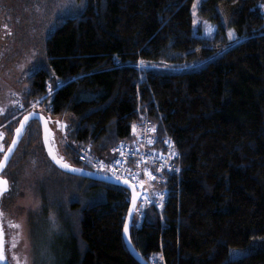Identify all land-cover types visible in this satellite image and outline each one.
<instances>
[{"label": "trees", "instance_id": "1", "mask_svg": "<svg viewBox=\"0 0 264 264\" xmlns=\"http://www.w3.org/2000/svg\"><path fill=\"white\" fill-rule=\"evenodd\" d=\"M194 1L79 0L56 19L45 64L25 80V113L0 131L12 137L37 105L66 120L68 163L94 171L83 155L107 160L149 129V148L174 158L171 169L148 166L163 201L141 200L134 218L142 258L264 264V0H204L212 40L194 33ZM40 134L35 121L25 136ZM65 175L79 190L64 213L62 264H141L124 241L129 190Z\"/></svg>", "mask_w": 264, "mask_h": 264}, {"label": "rangeland", "instance_id": "2", "mask_svg": "<svg viewBox=\"0 0 264 264\" xmlns=\"http://www.w3.org/2000/svg\"><path fill=\"white\" fill-rule=\"evenodd\" d=\"M203 1L195 0L193 3L194 33L212 40L217 35V25L202 16ZM81 6L79 0H13L8 4L0 1V110H3L0 111V124L16 112H21L22 115L25 113H22L25 107L24 83L29 75L45 64L46 38L52 32L58 17L73 13ZM37 109L38 106L35 105L32 111L43 113ZM42 109L45 110V107ZM18 117L12 116L11 123ZM49 119L52 120L51 127L55 135L54 148L68 163L66 148L73 143L71 131L67 129L66 120ZM5 133L0 131V147L3 149L0 151V161L14 136L9 137ZM148 135H144L145 138L142 135L136 136L131 143L138 145L139 155L147 156L138 158L135 164H131L132 170H137L140 165L157 167L156 163L150 161V156L156 154V150L149 148ZM26 136L4 173L11 185V190L2 199L0 207V214L3 215L0 220L7 228L6 262L62 264L71 244L65 231L64 213L77 199L75 193L79 190L78 182L53 167L45 152L42 134L41 139L35 138L32 141ZM142 139L145 141L142 142ZM112 158L113 156L102 161L108 163ZM87 160L94 164V172L108 175L102 161L98 165V159L88 157ZM147 173L149 175L151 172ZM151 179L138 189L148 192L141 199L144 204L150 200L157 202L154 197L160 195L159 192L154 193ZM158 199L162 202L163 195L158 196ZM17 224L20 225L19 228L11 226ZM13 244L16 246L12 247Z\"/></svg>", "mask_w": 264, "mask_h": 264}, {"label": "water", "instance_id": "3", "mask_svg": "<svg viewBox=\"0 0 264 264\" xmlns=\"http://www.w3.org/2000/svg\"><path fill=\"white\" fill-rule=\"evenodd\" d=\"M26 116L30 117L28 121L24 120V117H26ZM24 117L21 119V121L17 127V129L20 128L21 123H24L25 127L22 131V134L17 138V129H16L14 136H13V140H16L15 147L12 149V152L8 155V159L6 162L4 161L5 154L2 158V160L0 161V163L4 164L3 170H2V172H0V176H2L4 179H6L4 177V173L7 170V168L9 167V165L11 164L14 156L16 155V153H17V151H18V149H19V147H20V145H21V143H22V141H23V139L27 133V129H28L30 123L35 122V121L38 122L41 126L42 142H43L47 157L49 158V160L53 164V166L55 168H57L59 171L65 173V174L71 175V176H76V177H81V178L89 179V180L96 181V182H103V183H107V184H111V185H116V186L124 187V188L129 190V192L131 193V202H130V207H129L125 227H124V233H123L124 234V241H125V244L129 250V252L132 254V256L136 260H138L141 264H149L146 260H144L142 258V256L139 254V252L134 247L132 240H131V228L133 225L134 218L138 212L139 203H140L142 197L145 194H147L148 192L146 190L139 191L136 186H134V185H132V184H130L124 180H121V179L117 180L114 176L100 174V173H97L94 171L75 167V166L71 165L70 163H68V164L71 167L81 169V171L80 172H72V171H69V170H66V169L60 167L52 158L53 156L60 158V156L57 154V152L54 148V145H53V142L55 140V135H54V131L52 130V127H51L52 120H50L46 115H44L43 113H40L38 111H31V112L27 113ZM11 145H12V143L10 144L9 147H11ZM5 153H7V151ZM50 153H51V155H50ZM10 190H11V185H10V182L8 181V191L4 192L2 195H0V206L2 203V199L4 198V196H6L10 192ZM125 228H127V232H125ZM5 244H6L5 233L3 231L2 226L0 225V247H2L3 255L5 257L4 260L0 261V264H6L7 258H6Z\"/></svg>", "mask_w": 264, "mask_h": 264}, {"label": "built area", "instance_id": "4", "mask_svg": "<svg viewBox=\"0 0 264 264\" xmlns=\"http://www.w3.org/2000/svg\"><path fill=\"white\" fill-rule=\"evenodd\" d=\"M149 129H145L144 135L149 134ZM143 135V136H144ZM144 136L143 138H145ZM142 142L145 141V139L141 140ZM149 145V141L147 142ZM135 147V148H133ZM138 145H133L131 143H122L118 148L115 149L113 152V158L108 162L105 163L102 160L96 161V164L99 165V163L103 162L104 169H107V174L116 177H120L121 180H124L134 186H136L138 189L139 187L145 186L149 178L148 177V171L149 168L147 165H140L137 166V170H132L131 164H135V161L138 160V158H145V154L139 155ZM148 154H151L148 153ZM174 158V153L172 150L168 151L167 154L164 156H161V154H154L150 156V161L158 164L160 168H169L171 169V160ZM81 160H86V157L83 155L81 157Z\"/></svg>", "mask_w": 264, "mask_h": 264}, {"label": "snow or ice", "instance_id": "5", "mask_svg": "<svg viewBox=\"0 0 264 264\" xmlns=\"http://www.w3.org/2000/svg\"><path fill=\"white\" fill-rule=\"evenodd\" d=\"M232 35H233L232 33H229L230 37ZM0 111H3V110H0ZM29 118L30 117L26 116V117H24V120L28 121ZM24 127H25L24 123H21L20 128L17 129V138L22 134ZM133 127L135 130V126H133ZM15 144H16V140H13L11 147H9L7 150V153H5V156H4L5 162L8 159V155L12 152V149L15 147ZM2 150H3L2 147H0V151H2ZM50 155H51V153H50ZM52 158L60 167L66 169V170H69L72 172H80L81 171V169L73 168L68 163L64 162L63 157L57 158L56 156H53ZM3 167H4V164L0 163V172H2ZM151 178L155 179V177H151ZM116 179L119 180L120 177H116ZM7 191H8V181L6 179H4L2 176H0V195H2L4 192H7ZM11 226L16 227V228L20 227V225H18V224L17 225H11ZM125 232H127V228H125ZM15 246H16L15 244L12 245V247H15ZM4 259H5V257L3 255L2 247H0V261H2ZM18 264H19V262H18ZM25 264H26V261H25Z\"/></svg>", "mask_w": 264, "mask_h": 264}, {"label": "flooded vegetation", "instance_id": "6", "mask_svg": "<svg viewBox=\"0 0 264 264\" xmlns=\"http://www.w3.org/2000/svg\"><path fill=\"white\" fill-rule=\"evenodd\" d=\"M2 1V0H1ZM19 1H22V0H19ZM2 204V203H1ZM1 207V206H0ZM3 218V215L2 214H0V218ZM0 225L2 226V228H3V231H4V233H5V236H6V239H7V228H6V226H5V224L3 223V221H1L0 220ZM6 252H7V247H6ZM6 264H8V262H6Z\"/></svg>", "mask_w": 264, "mask_h": 264}]
</instances>
